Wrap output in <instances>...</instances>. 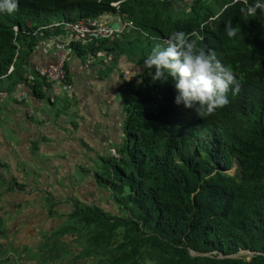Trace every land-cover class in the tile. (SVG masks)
<instances>
[{"label":"trees","instance_id":"trees-1","mask_svg":"<svg viewBox=\"0 0 264 264\" xmlns=\"http://www.w3.org/2000/svg\"><path fill=\"white\" fill-rule=\"evenodd\" d=\"M189 1L178 11L172 0H19L15 12H0L5 98L26 81L27 57L49 36L35 32L59 15L120 13L132 27L119 39L75 53L115 52L137 65L174 31H197L199 45L230 65L239 83L229 105L198 113L174 103L171 79L153 81L154 69L145 68L139 84L119 91L123 139L98 155L100 170L90 177L118 214L76 201L53 232H42L36 250L2 245L0 264L22 254L37 264H264V15L243 16L244 0ZM229 21L240 29L234 38L224 29ZM30 86L34 98H47L40 79ZM10 250L16 256L5 257Z\"/></svg>","mask_w":264,"mask_h":264},{"label":"rangeland","instance_id":"rangeland-1","mask_svg":"<svg viewBox=\"0 0 264 264\" xmlns=\"http://www.w3.org/2000/svg\"><path fill=\"white\" fill-rule=\"evenodd\" d=\"M172 1L175 3V10L178 11L191 3L189 0ZM119 15L120 13L117 15L118 20ZM70 17L75 19L74 15H70ZM57 18L58 20H63L62 15H59ZM120 19L122 22H125V18ZM122 44H125L124 40ZM40 82L42 81L40 80ZM72 83L73 90L76 92L77 79L75 77H72ZM92 87H94V84H90L87 81V85L80 86L79 91L82 94H91ZM113 92L115 103L118 106L116 128L120 129L123 134V124L121 123L124 115L122 93L117 92L115 89ZM0 98L3 97L0 95ZM49 99L41 101L39 108L29 113V117H31L33 123H36L35 125L31 124L30 131L38 132L37 135H41L44 138L45 128L40 124L45 117V125L49 124L52 128L56 129L50 130V134L55 138L48 137L46 139L47 143L41 145L38 149L32 147L30 150L31 159H28L27 155L20 148L22 140L20 134L26 135L28 132L26 128L27 119H22L20 124L16 122L14 126L18 129L16 131L13 129L14 122L11 121L6 111L0 117V133L4 131L8 143L14 145L12 155L17 159V162L12 164L10 171L12 173L18 171L19 173V176L12 175L11 178L7 174L9 173L8 167L1 169L3 177H0V187L9 186L13 179L19 183V186L17 187V183L13 182V185L10 186L14 189L12 191L14 197H12L10 191H7L4 199L0 200V203L3 204L0 207V226L2 230L5 228V236L7 237H1L3 243L1 242L0 247L12 244L14 247H20L19 250L22 251V248L28 245L36 250L35 248L41 242L42 232H53L56 226L60 225L61 221H64L63 216L71 213L76 201L91 206L98 205L103 210L114 214H118L119 212L114 202L110 200L109 194L105 191L106 189H97L94 180L90 178L95 176V171L100 170L101 164L97 157L101 149L97 143L100 144L101 142L103 144V141L99 138L100 140L93 142V145L96 143V146L91 147V149L89 148L86 154L78 153V150L81 151L84 141L81 138L74 141L72 134H70L71 139L68 137L64 141L61 133L62 129L60 131L58 128H65L68 135L69 133H73L71 128L72 126L73 128L78 126L80 122L79 118L81 115L83 116L84 111L78 104H74L77 103L76 98L72 100V96L64 93L62 90L54 99V104H50ZM90 99L92 98L90 97ZM11 100V98L8 99V101ZM2 105L1 103L0 114L3 111L1 108L5 107ZM62 122H65L68 126H63ZM93 128L99 134H102V131H104L103 127L97 124ZM114 129L115 126L110 125L105 131H112ZM75 131H78L77 127ZM105 136L103 135V137ZM118 137L120 135L113 138L118 139ZM95 139L97 138H93V140ZM73 141L74 146L73 144L71 145ZM60 142H63V144H60ZM40 143L43 142L40 141ZM68 150H71V152ZM7 158L10 159L12 156L7 155L6 157L0 154V163ZM84 169H87V171ZM88 170L90 171L88 172ZM234 171V169L231 170V173L233 174ZM21 184H26L27 188ZM64 239L71 240L72 237H65ZM240 254L251 253L240 252ZM14 255L13 251L10 250L5 254V257H12ZM16 259V261H12L13 264H37L34 261L28 260L25 254L16 256Z\"/></svg>","mask_w":264,"mask_h":264},{"label":"clouds","instance_id":"clouds-1","mask_svg":"<svg viewBox=\"0 0 264 264\" xmlns=\"http://www.w3.org/2000/svg\"><path fill=\"white\" fill-rule=\"evenodd\" d=\"M119 4V2L113 3L112 6L114 8H118ZM18 5L19 0H0V12H7L11 14L18 9ZM186 11L190 12L191 9H186ZM240 12L243 16H247L249 18L256 17L258 13L260 15H264V0H252L251 3H249V0H244V5L240 8ZM117 15L118 14H113L112 12H107L100 18H83L102 20L106 16V18L114 19L117 23L121 24V26L117 25L118 27H113L112 25L106 23V25L116 31V35L114 37H101L98 39H93L92 41H89L84 45L80 43H74L70 46L72 54H70L69 51H61L60 53H66L67 56L77 55L75 53L76 46L85 48L92 45L93 43H98L99 41L105 42V40H108L113 42L114 40L119 39L120 34L132 24L128 21L122 22L118 20ZM119 18L124 17L119 15ZM83 19H57L50 25L42 27L41 29L36 31L35 35L37 33H41V31L44 30L48 31L49 36L46 39H42L35 46L32 54L38 48H41L43 53L46 55L56 54L57 52L54 48L55 46H53L52 44L53 34L50 31V26L59 22L74 24ZM224 29L229 38L236 37L238 32L240 31L238 27L233 26L231 21L225 23ZM143 35L148 36L149 33L145 31ZM202 40L203 36H201L197 31H192L190 33L185 31H174L167 39L163 41L162 44H156L152 48L151 52L143 61L144 66H140H142L144 70L145 68L154 69V71L151 72V78L153 81L167 82L169 79L172 80L176 90L174 103L177 106L183 105L184 108L194 109L198 113L206 111L208 114H211L217 109L229 105L230 99L228 96V92L230 88L233 93L237 92L239 90V83L230 65L222 63V61L217 57L214 50L206 49L199 45V42ZM86 57H89L90 60L92 58L97 59L102 57L106 58L109 61H112L114 59L116 60L118 59V57H126L131 64H134L130 61L129 57L125 55L120 56L115 52L100 51L96 55L88 52L85 57H80L84 64L88 65L89 61H86L88 60ZM60 58H64L62 61L64 63L63 68L66 73L65 79L62 82H51L40 75V70L53 67L58 62H60ZM102 61H104V59H102ZM67 65V58L61 56L56 60L54 64L48 65L46 67H41L36 70L28 65L29 72L26 75V81H23L20 85L30 86L34 83V79L38 78L42 81V84L48 85L44 86L43 88L47 91L46 99L50 98V104H54L53 101L58 96L61 90L64 93L71 95L72 100H74V98H76V94L73 90L72 75ZM11 68H13V71L10 72ZM14 71L15 67L14 65H11L8 70V75H11ZM138 76L132 83H135L136 85L139 84L140 79L138 78ZM20 85H18V87ZM56 88H58L59 91H57ZM52 91H55L54 98ZM113 153H116L115 149H113Z\"/></svg>","mask_w":264,"mask_h":264},{"label":"crops","instance_id":"crops-1","mask_svg":"<svg viewBox=\"0 0 264 264\" xmlns=\"http://www.w3.org/2000/svg\"><path fill=\"white\" fill-rule=\"evenodd\" d=\"M121 21V19L119 18ZM104 23H108L112 25L113 27L115 25H120L112 18H106V16L102 19ZM59 56L65 57L68 60V69L71 72L72 77H75L77 79V86H76V101L77 104L81 107V109L84 111L83 116L79 118L80 122L78 123V131H75V128H71L73 133L67 134V130L65 128H58L63 136L64 141H66V138L70 137L71 135L74 137L73 140H79L80 138L84 141V145H82L81 151L78 150V153L86 154L89 148L95 147L93 145L95 141L102 140L103 144L100 142V144L97 143L98 147L101 149L100 153H105L109 147H112V143L115 142L117 144H120L123 136L120 129L116 128L117 118H118V106L115 103L114 99V92L115 89L117 92L121 89L127 88V85L134 82L136 77L143 72L144 68L140 65L131 64L128 61V58L126 57H118V59H114L112 61L107 60L106 58H92L90 60L89 57H86L89 61V64L86 65L81 60L80 57L77 55L67 56L66 53H59ZM58 54H44L41 48H38L35 50V52L30 56L27 57V60L29 62V66L33 69H38L41 67H46L48 65L54 64L56 60L58 59ZM104 59V61H102ZM87 81H89L90 84H94V87L91 88V94H82L79 91L80 86H86ZM57 91H59L58 88H56ZM32 90L29 85H20L19 87L14 89L13 93H9L8 96L11 98V101H8L9 98H5V92H1L0 95L3 98H0L2 106H5L1 108L3 110L0 114V117L4 114V111H6L9 114V117L13 123V129L18 131L16 127V122L20 124V121L24 118L27 119L26 128H27V134L22 136V140L20 143V148L23 153L27 155L28 159H31V152L30 150L32 147L37 149L41 147V145H45L47 143V138H55L50 134V130H56L55 128H52L49 124H46L45 117L42 119V122L40 125L44 127L45 131V137L43 138L41 135H37L38 132H31L30 126L33 123V120H31V117H29V113L34 110L38 109L42 100H37L32 96ZM53 98L55 97V91H52ZM90 97L92 99H90ZM0 103V104H1ZM32 108V109H30ZM82 112V111H80ZM25 116H24V115ZM124 117H122L121 123H123ZM102 126L104 131H102V134H99L94 128V125ZM63 126H68L66 123L62 122ZM110 125H114L115 129L112 131H105L109 128ZM1 131V130H0ZM103 135H106L103 137ZM117 138H113L116 136H119ZM101 136V137H98ZM59 138V137H56ZM93 138H97L93 140ZM100 138V139H99ZM43 142V143H40ZM74 141L71 143L74 146ZM63 144V142H60V144ZM14 149V145L8 143L6 140V134L4 131L0 133V154L2 156L10 155L12 158L4 160L0 167V177H3L1 169L8 167V175L12 178V175L19 176L18 171H14L13 173L10 171L12 168V164L17 162V159L15 156L12 155V151ZM113 149V148H112ZM71 152V150H68ZM2 158V157H1ZM15 182L19 185V183L16 180H12L10 182V185H13L12 183ZM2 186L0 187V200L4 199V195L7 191H14L13 187L11 186ZM25 188H27L26 184H21ZM16 186V185H15ZM18 187V186H17ZM23 187V188H24ZM9 188V190H8ZM22 189V188H21ZM12 197H14V193H12ZM3 204L0 203V207H2ZM2 228L0 226V244L2 242ZM3 243V242H2Z\"/></svg>","mask_w":264,"mask_h":264},{"label":"built area","instance_id":"built-area-1","mask_svg":"<svg viewBox=\"0 0 264 264\" xmlns=\"http://www.w3.org/2000/svg\"><path fill=\"white\" fill-rule=\"evenodd\" d=\"M53 46L59 56L61 51H69L72 54L70 46L74 43L82 45L101 37L112 38L116 35V31L110 28L100 19H83L77 23L59 22L50 26ZM68 52V53H69ZM50 68L40 70V75L51 82H62L65 79L66 73L63 68V60ZM13 68L10 69V72Z\"/></svg>","mask_w":264,"mask_h":264},{"label":"water","instance_id":"water-1","mask_svg":"<svg viewBox=\"0 0 264 264\" xmlns=\"http://www.w3.org/2000/svg\"><path fill=\"white\" fill-rule=\"evenodd\" d=\"M114 27H118L117 25H115Z\"/></svg>","mask_w":264,"mask_h":264}]
</instances>
